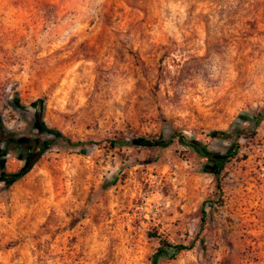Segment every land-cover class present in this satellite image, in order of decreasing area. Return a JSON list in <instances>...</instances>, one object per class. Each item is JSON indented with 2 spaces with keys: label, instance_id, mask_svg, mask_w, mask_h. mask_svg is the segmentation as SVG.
Instances as JSON below:
<instances>
[{
  "label": "rangeland",
  "instance_id": "1",
  "mask_svg": "<svg viewBox=\"0 0 264 264\" xmlns=\"http://www.w3.org/2000/svg\"><path fill=\"white\" fill-rule=\"evenodd\" d=\"M0 115V264H264V0H0Z\"/></svg>",
  "mask_w": 264,
  "mask_h": 264
},
{
  "label": "trees",
  "instance_id": "2",
  "mask_svg": "<svg viewBox=\"0 0 264 264\" xmlns=\"http://www.w3.org/2000/svg\"><path fill=\"white\" fill-rule=\"evenodd\" d=\"M14 106L15 107H22L18 98H15L14 100ZM35 128L40 133V135H48L53 136V138L56 141H61L65 143L67 146L75 147V146H81L84 145L82 142L74 143L69 137L65 136L62 132L56 129H50L46 126L43 114L42 112L37 113L36 120H35ZM180 135V134H175ZM212 136H220L227 138L226 133L224 132H213ZM175 138V137H173ZM182 143L184 142V137L180 138ZM143 141L145 144L149 147H162L166 148L169 146L171 141H158V140H151V141ZM54 140H48V139H42V138H32L29 140H21L16 137L15 134L9 132L6 130L2 117L0 115V163L1 165H4L6 157L9 155L11 151L18 153L20 156L25 154L22 159L26 161V164L23 168H21L19 171L15 173H7L3 172L0 175V184L4 183L6 187H11L15 183L19 182L32 168V166L35 163V160L44 152L47 151L52 147V143ZM125 142L122 141H112L111 142V148L116 149L118 146L122 147L125 146ZM185 145L191 147L196 152H198L202 157L208 158L212 166V173L215 175L217 181L218 176L220 174V168L222 167L220 162V165L214 166V163L216 164L219 159L221 158L219 155L210 152L206 149L203 144L197 140H190L188 143H185ZM217 188L221 190L220 182L217 183ZM206 212H204L205 214ZM190 246H184V245H171L165 240H161V247L157 250V252L153 256L152 264H157L158 261L161 258H167L169 260L175 259L176 256H178L180 253L186 250H190Z\"/></svg>",
  "mask_w": 264,
  "mask_h": 264
},
{
  "label": "flooded vegetation",
  "instance_id": "3",
  "mask_svg": "<svg viewBox=\"0 0 264 264\" xmlns=\"http://www.w3.org/2000/svg\"><path fill=\"white\" fill-rule=\"evenodd\" d=\"M221 161H222V159H219V161L216 164L214 163V166L216 167V165H220Z\"/></svg>",
  "mask_w": 264,
  "mask_h": 264
}]
</instances>
